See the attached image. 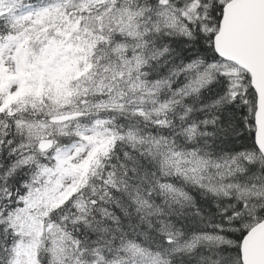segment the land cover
<instances>
[{
  "label": "snow or ice",
  "instance_id": "obj_1",
  "mask_svg": "<svg viewBox=\"0 0 264 264\" xmlns=\"http://www.w3.org/2000/svg\"><path fill=\"white\" fill-rule=\"evenodd\" d=\"M0 264H264V0H0Z\"/></svg>",
  "mask_w": 264,
  "mask_h": 264
}]
</instances>
